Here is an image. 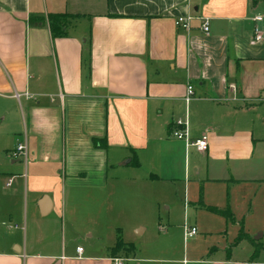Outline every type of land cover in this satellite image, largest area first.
Wrapping results in <instances>:
<instances>
[{"label": "crops", "instance_id": "0c3cea01", "mask_svg": "<svg viewBox=\"0 0 264 264\" xmlns=\"http://www.w3.org/2000/svg\"><path fill=\"white\" fill-rule=\"evenodd\" d=\"M259 9V0H0V264H109L118 238L125 252L148 221L184 241L186 227L206 228L212 250L191 264H264ZM64 14L78 17L65 38L28 21ZM187 15L191 29L176 28ZM178 119L190 140L208 137L207 152L171 139ZM21 144L26 161L13 160Z\"/></svg>", "mask_w": 264, "mask_h": 264}, {"label": "rangeland", "instance_id": "374dc122", "mask_svg": "<svg viewBox=\"0 0 264 264\" xmlns=\"http://www.w3.org/2000/svg\"><path fill=\"white\" fill-rule=\"evenodd\" d=\"M259 7V12L264 19V0H259ZM260 33L263 34L261 31ZM196 230L197 236L195 239L184 241L180 229H170V227H164L163 223L159 226L156 221H148L146 222V232L128 241L129 245L126 251H131L129 253H125L126 251L122 252L125 249V247L122 246L120 250L117 251L122 253L119 252L113 256L118 255L120 258L126 256L131 260L135 259L136 261L134 264H150L149 260L156 259L165 260L160 263L158 262L159 264H172L171 260L175 261L174 264H191L192 260L200 258L207 251L210 252L212 250L211 246L213 245H210V240L205 237L206 228L199 225L196 226ZM237 242L239 241L237 240ZM108 245H110V241L106 239L105 246ZM234 245L233 242L228 244V253L230 248H233ZM244 256L245 255H236V258L241 259ZM261 257L264 258V255ZM124 264L128 263L124 262Z\"/></svg>", "mask_w": 264, "mask_h": 264}, {"label": "built area", "instance_id": "2783aa9c", "mask_svg": "<svg viewBox=\"0 0 264 264\" xmlns=\"http://www.w3.org/2000/svg\"><path fill=\"white\" fill-rule=\"evenodd\" d=\"M196 18L193 15H187L183 17H178L173 20L174 26L178 29L189 31L191 29V23ZM200 21V30L203 34L207 35L210 31V23L209 19L200 17L197 18ZM261 17L255 18V21H260ZM263 40V36L260 33V31L255 28L254 29V35L252 39V44H259ZM232 89V92H235V88L233 86L230 87ZM194 95L193 88L191 86H188L186 88V93L184 96V102L187 104L191 101L192 97ZM26 98H31L29 95H25ZM14 98L16 100H19L20 96L15 93ZM170 137L171 139L183 141L188 145L189 147L195 148L197 151L205 153L208 151V137L206 135L201 136L198 139L190 140L188 138V133L186 129L185 123L178 119L174 121L173 128L170 131ZM10 157L13 160H24L26 161L27 152L25 145L21 144L16 147V149L10 153ZM197 230L194 227L185 228V239H190L196 236ZM77 254V259L79 260L82 256L83 249L81 247H76L75 249ZM109 264H124V260L121 258H112L109 260Z\"/></svg>", "mask_w": 264, "mask_h": 264}, {"label": "trees", "instance_id": "16d2710c", "mask_svg": "<svg viewBox=\"0 0 264 264\" xmlns=\"http://www.w3.org/2000/svg\"><path fill=\"white\" fill-rule=\"evenodd\" d=\"M255 2V1H254ZM78 17L72 16V15H47L44 17H38V16H30L29 17V23L30 24H46L48 27V30L50 32V35L52 39L56 38H65L67 36V30L68 26L71 21L77 19ZM99 141H94V146H101L99 144ZM228 218H230V215L228 214ZM247 236L243 233L241 230L237 240L240 241L242 239H246ZM124 246L123 243L121 242L120 237L118 238L115 246V251L120 250V248Z\"/></svg>", "mask_w": 264, "mask_h": 264}, {"label": "water", "instance_id": "95a60500", "mask_svg": "<svg viewBox=\"0 0 264 264\" xmlns=\"http://www.w3.org/2000/svg\"><path fill=\"white\" fill-rule=\"evenodd\" d=\"M40 207H41V214H46V208H47V200L44 198V199H42L41 200V203H40ZM261 238H262V235L261 234H259L258 236H256L254 239L256 240V241H259V240H261Z\"/></svg>", "mask_w": 264, "mask_h": 264}]
</instances>
